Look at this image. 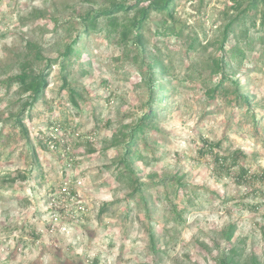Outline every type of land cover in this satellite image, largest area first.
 Listing matches in <instances>:
<instances>
[{
	"label": "rangeland",
	"instance_id": "obj_1",
	"mask_svg": "<svg viewBox=\"0 0 264 264\" xmlns=\"http://www.w3.org/2000/svg\"><path fill=\"white\" fill-rule=\"evenodd\" d=\"M99 3L0 0V264H220L232 250L242 264H264V51L258 31L251 27V47L241 43L248 49L244 64L230 61L250 96L246 105L235 101L231 82L208 96L218 84L209 64L219 54L230 0H177L182 39H155L166 17L152 14L145 32L165 65V75L157 76L168 80V95L127 165L125 144L151 92L144 66L103 17L80 38L81 53L66 60L77 104L64 85L61 53L76 39L80 16ZM190 42L196 48L190 50ZM31 48L43 54L32 66L53 64L44 95L24 114L25 134L15 117L32 93L10 79L24 60L34 59ZM59 123L57 134L68 142L64 155L63 148L44 147ZM204 139L216 144L215 154L227 156L229 170L214 153H202ZM241 167L248 174L238 180ZM65 203L64 212H52L53 204Z\"/></svg>",
	"mask_w": 264,
	"mask_h": 264
},
{
	"label": "trees",
	"instance_id": "obj_2",
	"mask_svg": "<svg viewBox=\"0 0 264 264\" xmlns=\"http://www.w3.org/2000/svg\"><path fill=\"white\" fill-rule=\"evenodd\" d=\"M92 1V0H90ZM100 8L97 10H90L80 16L82 26L78 30L76 39L71 44L67 45L65 51L61 53L62 71L65 72L64 85L71 90V99L77 104L76 88L70 87L67 81V66L66 60H70L74 54L81 53L78 42L82 36L90 34L92 30L97 29L100 18L106 19L107 27L112 29V32L117 35L118 42L123 43L132 52V60L140 65H143L146 73L144 82L150 89V98L147 105V112L140 118L138 123L133 126L129 135V140L126 146V158L123 159L127 165L128 158L132 155V147L137 144L139 135H146V128L160 112L159 102H163L168 95V80L160 79L157 74L165 75V65L162 60L158 58V52L150 50V40L145 32V25L154 12L163 15L165 18L164 26L156 28L155 35L164 37H176L182 39L181 28L176 23L175 11L177 8V0H99ZM231 4L227 6L225 11L228 22L223 29L222 44L219 47V54L212 58L209 64L210 72L218 79V84L215 87H210L208 90L209 98H214L220 91L227 90L226 83L231 82L235 85L234 95L235 101H243L244 104H251L250 96L246 90H241V78L236 77V70L231 66L230 61L238 62L237 65H243L248 58V49L242 46V42L246 41V45L252 46L256 43L255 37H251L250 30L254 27L258 31L257 39L260 40L264 51V0H230ZM122 19H121V17ZM54 22L61 25L58 21V16H53ZM171 21V23H167ZM70 22V21H69ZM231 41V42H229ZM155 48H160L154 44ZM196 48L195 42H190L189 49ZM229 48V50H227ZM252 49V48H251ZM33 51V60H24L22 70L19 74L12 77L10 82L18 83L24 92L32 93V101L27 102L21 112L16 118V123L22 132L27 134L26 125L24 122V114L28 109L34 107V104L44 95V89L47 85V73L51 69L53 60H48L46 67L42 70L35 66L34 60H41L43 54L36 48H31ZM62 124H56L55 126ZM53 126V127H55ZM52 127V129H53ZM55 143V148H52L51 143ZM216 144L210 143L209 140L204 139V144L201 148L202 153H214L213 149ZM219 145V144H218ZM44 147L47 150H54L63 148V155L66 154L68 142L64 136L53 137L48 134L44 140ZM62 153V152H61ZM215 154V153H214ZM218 165L226 166L227 156H220L215 154ZM234 161L238 159V152L234 154ZM228 169L229 166H226ZM229 170V169H228ZM248 170L241 167V171L236 177L239 179L245 178ZM172 179L180 178L174 176ZM65 188V187H63ZM64 190V189H63ZM67 189L65 188L64 192ZM66 204V203H65ZM68 204L57 206L53 204L52 212H64ZM103 208L102 211H104ZM234 225L226 232V238L230 241L234 235ZM236 253L232 250L229 253L223 254L219 258L220 264H242L236 258Z\"/></svg>",
	"mask_w": 264,
	"mask_h": 264
},
{
	"label": "built area",
	"instance_id": "obj_3",
	"mask_svg": "<svg viewBox=\"0 0 264 264\" xmlns=\"http://www.w3.org/2000/svg\"><path fill=\"white\" fill-rule=\"evenodd\" d=\"M59 129H60L59 126H55L54 129H53V131L50 133V135L53 136V137H57V135H58L57 133L59 132ZM51 146H52V148H55L56 145H55L54 142H52V143H51ZM65 188H66V187H65ZM65 188H64V190H65ZM66 189H67V188H66ZM80 209H83V207L80 206ZM54 219L58 221L59 216H58L57 214H55Z\"/></svg>",
	"mask_w": 264,
	"mask_h": 264
}]
</instances>
